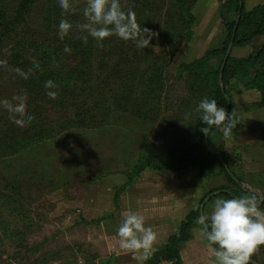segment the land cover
I'll return each mask as SVG.
<instances>
[{
	"label": "rangeland",
	"instance_id": "374dc122",
	"mask_svg": "<svg viewBox=\"0 0 264 264\" xmlns=\"http://www.w3.org/2000/svg\"><path fill=\"white\" fill-rule=\"evenodd\" d=\"M179 2L120 0L123 10L131 7L135 12L141 28L158 34L149 47L141 49L116 36L102 41V47L91 36L84 43L82 37L88 34L76 25L85 22L86 0H74L76 11L71 14L63 13L57 0H0V16L6 18L0 17V60L8 63L7 69L0 68V100L12 101L20 95L10 63V38L29 28L52 43L55 36L59 38V22L66 19L72 28L59 41L80 40L93 49L88 61L82 63L80 57H63L72 69L83 67L90 75L89 80L85 76L71 78L67 90L79 95L91 87L93 98L88 103L96 116L92 126L60 130L49 140L33 143L24 136L15 142L10 134L14 127L10 114L0 107V264H113L111 255L97 250L105 245L101 211L110 203L108 191L119 189L120 193L126 185L123 177L130 183L138 173L154 167L199 173L208 167L206 152L201 150H192L181 167L170 160L196 143L194 125L202 115L196 109L205 95L208 97L204 81L219 68L218 58L193 73L186 68L204 57L208 41L216 40L219 33L217 25H206L205 20H195L185 30L180 24ZM184 2L191 7L192 0ZM257 2L264 5V0ZM19 14L21 20L15 22ZM10 21L14 22L10 25ZM194 28L197 33L191 37ZM251 45L253 50L263 46L264 35L255 37ZM243 54L234 51L232 57L241 59ZM121 69L136 71L137 80L120 85L115 80ZM195 77L199 80H193ZM250 79L235 77L232 69L227 70L226 83L221 86L231 99L229 114L235 111L237 124L227 136L222 128L208 136L211 148L233 169L240 165L236 159L264 155V98L257 91H247L245 84ZM55 84V89L47 91L58 93L61 84ZM125 88L130 99L128 110L122 112L115 107L113 93L128 92ZM46 97L39 98L43 117L51 122L72 118L71 105L61 108ZM84 208L88 211L85 215Z\"/></svg>",
	"mask_w": 264,
	"mask_h": 264
},
{
	"label": "trees",
	"instance_id": "16d2710c",
	"mask_svg": "<svg viewBox=\"0 0 264 264\" xmlns=\"http://www.w3.org/2000/svg\"><path fill=\"white\" fill-rule=\"evenodd\" d=\"M179 1L181 12L183 14L180 24H182V27L187 30L189 29L188 24H192L195 21L194 16L192 15V8L195 0H192V5L189 8L186 7L184 0ZM219 1L221 3L220 17L226 32L225 38L219 48L206 51L204 57L195 60L186 68H188V70L193 73L197 68L208 64L211 60L217 58L219 59V68L215 72L214 76L204 81V86L208 88V97L207 95H205V97L209 100H215L218 107H223L226 113L229 114V111L232 107V102L222 87L226 83V74L227 70L229 69H232L233 75L235 77L241 79H246L247 77L251 76V79L246 83L245 88L247 90L259 92L264 98V45L256 50H253V52L245 58L234 59L230 54L223 70L222 86L219 84V71L232 37L234 36L233 47H235L249 45L255 37L264 35V5H258L251 11L246 12L243 8V0L241 7L239 6V0ZM238 16L239 20L236 27ZM2 19L6 18L3 16ZM19 20H21V15L14 21L17 22ZM14 21H10V25ZM235 27L236 30L234 33ZM176 33L178 36L181 35V33L178 31H176ZM192 34L193 30H191V37ZM67 40L68 39L64 40V42H61L59 41V38L55 36L52 40V43H49L48 39L35 36V34H33L29 28L18 31L13 37L10 38V63L13 66V69L20 68L25 72H28L29 69L33 70L32 74L27 80H24L22 77L18 76L14 71L19 85L18 94L22 95L24 92H27V111L29 114L34 116V119L31 121V123H29L24 128H20L18 126L15 127L16 125L13 123L14 127L10 129V134L14 135L13 139L15 142H21L23 140L21 137L25 136L28 141L38 143L51 139L54 135L58 134L60 130H67L71 127H82L84 125L92 126V124H94V121L96 120V116L93 114L94 108L88 103L89 99L93 98L91 95L93 94L91 87L83 89L85 91H82L79 95L75 94L74 92L71 93L67 90L69 89L71 78L77 80L85 76L87 77V80H89V70L87 69V71L86 68H80L79 66L72 69L65 63L66 61L63 59V57L72 55V57L75 58L80 57V61L82 63L86 60L88 61L93 49L91 47L84 46L83 42L80 40H77L76 42ZM65 46H68L72 49L70 54L63 51ZM37 62L39 64V69L34 68V63ZM85 70L88 73H86ZM136 74V71H129V69L127 71L123 70L119 79L114 80L119 82L120 85L123 84L122 82H127V84H129L132 80H137L134 78ZM66 75L69 76L66 79H63ZM196 79L198 78L195 77L193 80L196 81ZM48 80H52L54 83L57 81L60 82L61 88L58 92V97L52 101L56 106L61 108L64 106L70 107L71 105V110L73 112L72 118L70 116H65L61 118L60 121L51 122L43 117L39 98L40 96H43L41 100L44 98L45 100L47 99V89L44 87V84ZM131 88H134V86ZM124 90L127 89L125 88ZM112 93L113 91L110 89V94ZM129 93V91H123L117 94L113 93L116 96L114 97L116 100L115 107L118 110L122 112H126V110H128V100L130 99ZM103 113H105L107 116L108 111ZM145 116L147 117V115ZM201 117L198 123L194 125L195 135L197 137L196 143H193L182 153L171 157L170 160L181 167L189 160L192 150L205 151L208 167L202 170L200 174L202 176L212 175L214 169L218 167L220 171L226 175L229 183L236 189L235 191L227 190V192L223 193L222 195L226 199L240 198L241 189L239 179H237L233 174L231 166L223 158H220L217 155V152L210 146L209 137L219 128L215 126L211 127L208 132V140H205V134L201 132V129L206 128L207 125L201 121ZM102 122H105L104 119ZM21 132L23 134H20ZM227 170L231 172L236 180L231 178V176L227 173ZM198 219V209L190 212L187 215L186 221L182 224L179 234L172 237L165 246L158 249L148 264H156V262L160 260H169L172 261L173 264H181L178 257L177 247L180 242L186 241L190 238L188 231L192 226V222Z\"/></svg>",
	"mask_w": 264,
	"mask_h": 264
},
{
	"label": "crops",
	"instance_id": "0c3cea01",
	"mask_svg": "<svg viewBox=\"0 0 264 264\" xmlns=\"http://www.w3.org/2000/svg\"><path fill=\"white\" fill-rule=\"evenodd\" d=\"M254 2L255 0H243L244 10L248 12L260 5L259 2ZM220 11L221 3L219 0H195L192 8V15L196 21L205 20L206 25L209 22L217 25L216 28L219 34L216 40L208 41L205 52L219 48L225 38L226 32L220 17ZM196 33L194 28L192 36H196ZM249 45L233 47L231 55L233 56L234 51L237 53L244 52L239 58L247 57L253 52L251 43ZM247 146L250 147V144ZM259 157L256 159H236L240 165L238 169L236 167L231 169L240 181L241 196L255 195L260 200H264V155H259ZM229 164L231 165V163ZM122 180L126 182V185L120 193L119 189L108 191L110 193V203H107L105 209L101 211V214L104 215V222L102 223L105 245L102 246L103 248L97 247L98 253L104 250V255L112 256L114 259L112 260L113 264H148L154 256L146 260L133 259L132 253L119 249L116 233L123 219V213L133 211L143 215L145 217V227H152L157 234L154 247L160 249L172 237L179 234L187 215L196 209L199 210L202 201L206 197L214 193L203 207V215L210 216L214 202L217 199L227 200L222 194L226 193L227 190H236L229 183L226 175L221 174L217 167L214 169L213 174L209 176H202L199 172L186 168L154 167L146 172L138 173L135 180L130 183L124 177ZM260 210L264 212V203L260 204ZM82 211L84 215L88 212L85 208ZM197 221L192 222V226L188 231L190 238L180 242L177 247L181 264H208L209 259H214L212 250L208 247V242L202 234L203 226L199 225ZM161 261L156 262V264H161ZM251 264H264V246H261L259 251L251 258Z\"/></svg>",
	"mask_w": 264,
	"mask_h": 264
},
{
	"label": "clouds",
	"instance_id": "9594fccd",
	"mask_svg": "<svg viewBox=\"0 0 264 264\" xmlns=\"http://www.w3.org/2000/svg\"><path fill=\"white\" fill-rule=\"evenodd\" d=\"M63 13H74L76 7L74 0H57ZM84 23L77 24L80 32H86L83 42H88V36L97 41L98 46H103L102 41L116 36L122 41H131L137 48L145 49L150 46V41L158 34L148 28H141L136 20V14L131 7L127 11L121 7L120 0H86L83 9ZM72 24L61 19L58 26V36L63 40L70 32ZM63 51L71 53L65 46ZM58 66V65H57ZM6 60H0V68L7 69ZM34 68L39 69V64L34 63ZM15 73L24 80L29 79L32 69L28 72L20 68L14 69ZM46 89H55L52 80L45 82ZM49 99L58 97L56 91H47ZM14 101L15 103H13ZM0 100L3 107L10 115L11 121L18 127L24 128L34 119L27 111L28 94L16 95L12 98ZM197 111L202 113L201 121L207 125L201 132L208 135L211 127L222 128L227 136L236 126L235 111L226 113L223 107H218L215 100L203 98ZM187 118V115H186ZM260 200L257 196H241L233 199H217L213 205L210 216L201 215L197 221L202 225V234L212 250L214 259H209L208 264H251V258L264 246V212L260 210ZM210 221V224H209ZM119 249L132 253L133 259L146 260L158 251L154 247L157 234L152 227H145V217L133 211L123 213V219L117 229ZM215 246V247H213ZM161 264H173L172 261L162 260Z\"/></svg>",
	"mask_w": 264,
	"mask_h": 264
},
{
	"label": "water",
	"instance_id": "95a60500",
	"mask_svg": "<svg viewBox=\"0 0 264 264\" xmlns=\"http://www.w3.org/2000/svg\"><path fill=\"white\" fill-rule=\"evenodd\" d=\"M239 6L240 7L242 6V0H239ZM238 20H239V16L237 17L236 27H237ZM236 27L234 29V33H235V30H236ZM233 41H234V36L232 37V40H231V42L228 45V48L226 50V54H225V57H224V60H223V63H222L221 69H220V74H219V84L220 85H222V74H223V70H224L226 61H227L228 57L231 54V50H232V47H233ZM205 140H208V135H205ZM227 173L231 176L232 179L236 180L229 170H227ZM213 194H210L208 197H206L202 201V203H201V205L199 207V216H201L203 214V207H204L205 203L209 200V198H211L213 196Z\"/></svg>",
	"mask_w": 264,
	"mask_h": 264
},
{
	"label": "built area",
	"instance_id": "2783aa9c",
	"mask_svg": "<svg viewBox=\"0 0 264 264\" xmlns=\"http://www.w3.org/2000/svg\"><path fill=\"white\" fill-rule=\"evenodd\" d=\"M78 264H82V261L78 262Z\"/></svg>",
	"mask_w": 264,
	"mask_h": 264
}]
</instances>
